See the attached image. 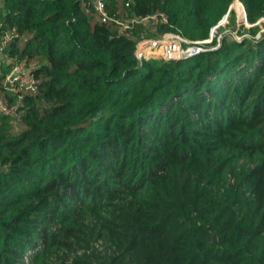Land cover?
Instances as JSON below:
<instances>
[{"label": "trees", "instance_id": "obj_1", "mask_svg": "<svg viewBox=\"0 0 264 264\" xmlns=\"http://www.w3.org/2000/svg\"><path fill=\"white\" fill-rule=\"evenodd\" d=\"M235 1L115 0L112 12L163 11L150 36L203 41ZM240 1L250 23L264 18V0ZM0 2V39L16 31L3 68L36 60L40 81L17 123L0 112V264L85 248L76 232L92 217L106 247L69 264H264V33L141 63L137 40L82 0ZM235 158L250 165L233 170Z\"/></svg>", "mask_w": 264, "mask_h": 264}, {"label": "built area", "instance_id": "obj_2", "mask_svg": "<svg viewBox=\"0 0 264 264\" xmlns=\"http://www.w3.org/2000/svg\"><path fill=\"white\" fill-rule=\"evenodd\" d=\"M115 0H82L88 13L96 15L97 19L103 23L112 24L119 34L130 35L138 26L156 30L162 24L169 23L168 15L163 11H158L148 15H125L120 16L112 12ZM246 10L241 1H237ZM1 4V2H0ZM127 6H130L127 3ZM13 32H6L0 39V112L8 115L17 123L24 111L23 105L25 96L34 94L39 89L40 81L35 76L34 71L38 66L36 60L19 58L14 56L8 58L9 71L3 68L2 60H5L3 49L6 48L14 37ZM207 40V39H206ZM191 41L175 32H165L158 37H146L137 41L135 55L143 63L150 58H162L166 60H182L192 58L207 49L194 45ZM199 45V44H198Z\"/></svg>", "mask_w": 264, "mask_h": 264}, {"label": "rangeland", "instance_id": "obj_3", "mask_svg": "<svg viewBox=\"0 0 264 264\" xmlns=\"http://www.w3.org/2000/svg\"><path fill=\"white\" fill-rule=\"evenodd\" d=\"M237 1L238 0L231 5V9L235 14V19L231 20V17L227 14L215 27L211 29L210 37L206 40V42H196L194 45L200 46L201 44V46L207 50H214L220 47L225 35H231L237 40H243L244 38H259L262 33H264V18L255 23H250L247 20V14L245 16L242 7L239 8V6L236 5ZM119 3L115 5V8ZM242 22L245 23V29H242ZM240 30H242V33H239ZM151 32L150 28L138 27L130 35L139 41L142 36L152 37L149 35ZM150 59L160 60L162 58L158 57ZM233 164V170H238V172H241L250 165L249 162L243 158H235L233 160ZM93 224H95V221L92 217L87 221L85 226H82L88 233H82L79 232V230L76 232L87 238V241L83 243L85 248L80 245H75L72 249L60 245H53L45 249L37 250L32 257L30 256L31 258L25 260L24 264H69L76 256H80L85 252L92 254L104 251V247H106L104 243L97 239L96 234L91 235V226ZM70 240L76 242V238H71Z\"/></svg>", "mask_w": 264, "mask_h": 264}, {"label": "bare ground", "instance_id": "obj_4", "mask_svg": "<svg viewBox=\"0 0 264 264\" xmlns=\"http://www.w3.org/2000/svg\"><path fill=\"white\" fill-rule=\"evenodd\" d=\"M240 8V7H239ZM242 9H243V7H242Z\"/></svg>", "mask_w": 264, "mask_h": 264}]
</instances>
